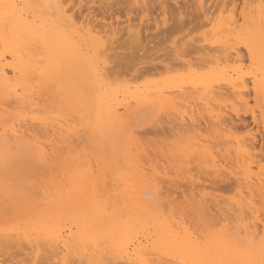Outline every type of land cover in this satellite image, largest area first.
Instances as JSON below:
<instances>
[{
  "label": "rangeland",
  "instance_id": "1",
  "mask_svg": "<svg viewBox=\"0 0 264 264\" xmlns=\"http://www.w3.org/2000/svg\"><path fill=\"white\" fill-rule=\"evenodd\" d=\"M22 3L20 6H23L24 13L29 16V19L37 14L67 32L77 31L80 35L91 36L106 46L111 41L108 39L111 28L114 29L113 26L116 25L118 29L121 27L120 30L117 29L120 32L115 34L116 38L114 37L118 41L114 39L116 42L109 44L113 48L106 51L110 48L107 46L105 51L100 50L93 62L101 67L103 72L108 71L104 73L107 86L119 91L116 100L110 105V114L114 116L116 121L114 123L118 125L106 127L107 119L103 116V128L93 129L94 115L89 117L90 114L87 115V111L85 113L82 110L81 112L87 115L85 120L93 124L89 128L90 122L84 121L85 123L81 124L77 112H60L51 109L45 105L46 102L39 103L43 99H38L39 106L36 105L32 109L28 107L22 109L15 103L9 105L12 109L8 107V110L12 111V115L16 113L9 120L14 123V120L21 118L14 123L15 127L27 129V137H36L37 141L39 140L43 145L45 143L47 148L52 143L59 146L62 153L57 154L58 158H56L57 155L51 156L45 162L36 159L29 162V159L26 163H30L27 165L31 168L23 166L24 163H22L20 165L24 168L15 166V172L6 170L1 174L0 184L9 182V185H0V264H201L206 261L247 264L249 261L258 262L264 250V185L257 184L258 181L264 184V91L255 90L253 80L264 73V42L257 44V54L254 56L248 52L247 41L255 32L252 25L256 24L254 20L257 11L261 9V6L264 9V0H67V2L66 0H25V5ZM164 4L166 13L163 14L161 5ZM175 14L186 19L187 23L182 25L180 22L181 25H176L173 29L164 28V26L172 27L173 24H177L172 22L181 17ZM230 18L233 22H230ZM247 18L248 20L250 18V21ZM168 19L171 20L168 21ZM252 19L253 24H251ZM80 20H85L89 25H84V22L81 23ZM115 20H119L120 23ZM130 20L133 23H130L132 22ZM227 20L233 27L229 25V29L227 28L228 26L225 25ZM245 20L250 22V26ZM110 22L113 26L107 27L106 24ZM143 22L144 24H141ZM124 23L128 25L125 26ZM129 24L133 25L131 29ZM127 26L129 28H126ZM160 28L171 30L164 32ZM132 29L135 31L140 29V36L147 34L144 38L146 41L143 39L141 42L137 38L133 40L135 35L129 34L133 31ZM156 29L163 32H157ZM147 30L151 31L152 35L147 33ZM128 34L130 37L133 34L134 37L132 36L131 39ZM129 41L133 42V45L136 43V48L128 44ZM137 44L141 45L137 47ZM85 50L83 48V51ZM218 50L222 51L217 52ZM2 51L3 48L0 45V52ZM261 67H263L262 71H259ZM237 74L243 76L246 83L242 98L237 97L238 93H234L233 89L226 84L234 80ZM227 78L231 79L227 80ZM206 89L209 90L208 93ZM124 90L125 92L143 90L145 94H151L146 101L138 102L132 98V95L123 93ZM157 91H162L160 97L163 96L164 100L163 97L160 99L156 96L159 95L154 93ZM89 112L91 113L92 110H88ZM192 114L194 118L196 117L195 123L189 119ZM92 117L93 119H90ZM181 117H185V120L182 121ZM42 118L46 120L43 121L44 123L40 122L44 120ZM151 118L155 120L152 121ZM218 120L222 125L217 122ZM46 123L49 125L52 123V125L49 126ZM55 123H59L60 126L56 127ZM43 124L46 127L42 126ZM131 134H133L132 144L135 141L134 145L131 144L133 153L137 149L136 144L139 148H143L141 152L143 157L139 160L141 159L140 163L144 162L141 164L144 166H142L143 169L145 168L144 171L148 174L158 172V175L162 176L156 177L155 184L150 181L153 178L151 174L149 175L151 179H148V174L139 176V179H146L149 182L140 181L138 184L134 183V177H130L131 179L126 177V180V178L113 176V179H108L106 182L107 179L102 177V173L97 175L95 183L99 185L94 184L90 189L94 188L97 192L98 188L99 194H102L100 197L97 192L99 197L95 198L98 202L101 199V205L108 207L106 215H111L112 210L113 213L115 212L114 216L117 214L115 220L118 228L113 237L115 246H112L107 239L102 241L103 237L96 241V243L102 242H98V246L93 244L95 248L89 243L92 249L87 243L77 241H71L67 245L62 237L65 238L69 232H74L77 228L75 221L67 217V211L71 206L73 208L79 206L77 201H74V196L70 194L72 190L69 181L73 171L70 163H73L72 166L85 167L86 158H89L91 163L95 164L92 165V169L97 173L95 150L103 149L104 146L105 151L103 149L102 156L107 158L111 146L121 150L125 136ZM61 136H66L67 139L60 141ZM239 140L247 145L249 168L247 165H242L236 157L234 149ZM68 143L75 147V151L73 147L70 149L73 150L72 155L71 151L68 153L71 146ZM65 144L68 149L64 148V151ZM203 147H207L206 150L216 158L211 160L209 159L211 156L208 155L205 162L206 158L201 156L205 151H199ZM196 149L201 153L200 155ZM84 153L86 158H83ZM71 156H77L78 160L74 161ZM52 157L54 160H51ZM118 158L113 163L99 162V171L109 169L108 178L109 176L111 178L112 173L121 168L131 169V165L125 164L121 157ZM79 160L80 163L77 165ZM34 161L38 164H33ZM214 161L216 166L221 167L218 172L212 169ZM35 164L38 167L43 166L44 169L41 166L35 167ZM59 164L61 167L57 166ZM106 164L108 166L105 167ZM31 165L37 169L34 171ZM58 168H61V171H58ZM66 168L71 173L68 172L69 170L66 171ZM51 169H54V172ZM63 171L66 173L64 174ZM138 173L141 174L139 170ZM57 174L59 177L56 176ZM67 174L69 179L68 176L65 177ZM164 174L169 178L163 177ZM103 183L105 187L101 186ZM88 192L86 197L93 198L92 189ZM141 208H143L142 211ZM170 221L172 223H169ZM45 222L53 226L54 232L51 236L45 235L42 230ZM162 223L169 229L170 235L161 232L158 224ZM29 239L34 243H37V240L42 241L36 244L37 246L31 242L33 244L30 246ZM81 249H84V252L87 249L86 256ZM88 257L89 260H86Z\"/></svg>",
  "mask_w": 264,
  "mask_h": 264
},
{
  "label": "bare ground",
  "instance_id": "2",
  "mask_svg": "<svg viewBox=\"0 0 264 264\" xmlns=\"http://www.w3.org/2000/svg\"><path fill=\"white\" fill-rule=\"evenodd\" d=\"M52 1H58V0H52ZM21 2H23L22 4H24L25 0H0V45L3 48V51L0 52V176H2L1 174L4 173L6 170L15 172L14 171L15 166H17V167L18 166H21L20 164H22V163H24V164H22L23 166L26 165L27 167H30V166L27 165V164L30 165V163H28V162L26 163V161L29 160V159H30L29 162L32 161V159L33 160L36 159V160L45 162L49 157L51 158V156H56L57 154L60 155L62 153V151H61L62 149L59 146L52 145L53 144L52 143L47 148L45 146V143L43 145V143L39 142V140L37 141V138L36 137H34L35 139L32 138V137H30V138L27 137V134H26V130L27 129H21L20 127H15L14 123L18 119L21 120V118L19 117L16 121L14 119H12V120H14V123H12L10 121L11 118H12V116H13L12 115L13 113H12L11 110H8V107L12 109V107H10V106L13 103H15L17 105V107H20L22 109L23 108L25 109V107L26 108L28 107V108L32 109V108H35L36 105H38V102H39L38 99H40V100L43 99L39 103H42L43 102V104H45V102H46L45 105H47L51 109H56V110H58L60 112H62V111L63 112H65V111H71V112H74V113L77 112L76 114L78 115L81 124L82 123H85L84 121H86L85 119L87 118V115L90 114L89 115V117H90L93 114L94 115V123H93L94 125L91 124L92 122L86 121V122H90V123H88L89 128H90L91 125L94 126L93 129L103 128V125H104L103 124V121H102L103 120L102 119L103 116H105V118L107 119L105 121L106 127H107V125L113 126V124H114V126H115L117 124V123L116 124L114 123V122H116L114 116L112 114H110V109H111L110 108V105H111L112 102H114L116 100L117 93L119 91H117V89L111 88L110 86H107V84L105 83L106 80L104 81V78H105L104 77V73L106 71L103 72L102 68L99 67L98 65H95L93 62H94V57L96 55H98L97 53H100V50L101 51H105L106 50L105 47L107 48V46H110L109 44L114 43L113 41H115V40L118 41L117 39H115L116 38L115 36H117L115 34H117L118 30H120L121 27L118 29V28H116V27H118V25L113 26L112 22H110L111 24L108 23L110 26H108V24L105 23L107 25V27H111V25H112L113 28H114V29L111 28V33H110L109 38H108L111 41L108 40L109 42H108V45L106 46L100 40L93 39V38H91V36L89 37V36H86V35H80V34L77 33V31L67 32L63 28H59L58 26H56L54 23L47 22L45 19L41 18L37 14H35V16L34 15L31 16L33 18L29 19V16L24 13V10L25 9L23 8V6L22 5L20 6V3ZM66 2H67V0H66ZM4 3H8L7 4V5H9L8 8H5L7 5L4 4ZM27 4H29V3H27ZM73 5H74V3H73ZM165 6H166L165 4L164 5H161V10L163 11V14L166 13ZM112 7L113 6H111V8ZM260 8L262 10L259 9V11H257L256 18L254 17L255 18V20H254L255 22L254 23H256L255 24L256 26L253 24V19L254 18L251 20L252 21L251 24H253L252 26H254L253 27L254 28L253 30L255 32L251 34V36L249 37V40L247 41V49H248V52H250L251 54H254V56L257 54L256 53V48L258 47L257 44H260V43L264 42V11H263L264 9L262 8V6ZM64 9L65 10H68L66 8H64ZM124 10H128V9H124ZM130 11H131V9H130ZM25 12H27V11H25ZM170 13H171V10H170ZM109 14H110V12H109ZM176 15L177 14H175V16ZM177 16L181 17L180 15H177ZM157 17H155V18H157ZM71 18H72V16H71ZM176 19H178V18H176ZM245 19H246V17H245ZM37 20H39V23H37ZM123 20H125V19H123ZM170 20L168 19V21H170ZM178 20L172 22V23L177 22V24L175 23V24L172 25V23H170V25H172V27L164 26V28H172L173 29V28H176V27H174L176 25H179V24L181 25V23H182V25H184L183 23H185V22L187 23L186 19H184V18L182 19V17L179 18ZM247 20H248V18H247ZM247 20H245V21H247ZM80 21H82L81 23L84 22L83 23L84 25H89V23L86 22L85 20H80ZM115 21H119V20H115ZM130 21H132V20H130ZM228 21L229 20H227L225 22V23H227L225 25H227L228 26L227 28L229 29V25H231V24H228ZM231 21H232V18H230V22ZM248 21H250V18H249ZM248 21H247V23H248ZM119 23H120V21H119ZM130 23H133V21L130 22ZM151 23H153V22H151ZM163 23H165V22L163 21ZM249 23H248V26H250ZM116 24H118V23H116ZM141 24H144V22L141 23ZM91 25L92 24H90V26ZM126 25H128V24H125V26ZM129 26H130V29H131V26H133V25H130L129 24ZM157 26L158 25L156 24V27ZM218 26L220 27V25H217V27ZM103 27H105V25ZM146 27H148V26L146 25ZM159 27H161V26L159 25ZM123 28H125V27L123 26ZM126 28H129V27L127 26ZM164 28H160V29H163L164 32L166 30H168V29L165 30ZM115 29L116 30L118 29V30L116 31ZM160 29H158V30L156 29L157 32L161 31ZM107 30H108V28H107ZM152 30H153V28H152ZM170 30L171 29H169L168 31H170ZM109 31H110V28H109ZM133 31L132 32L130 31V33H129V34L133 33L135 35V38L133 40H137L138 39V41L141 40V42H143L142 40L145 38V35H147V34L143 35L144 36L143 37V36H140V33H139L140 29L139 30H136V31L133 30ZM146 32L148 33L149 31L147 30ZM161 32H163V31H161ZM133 34L131 35V37L129 35V37L131 39H132V36L134 37ZM143 34H144V32H143ZM149 34L152 35L151 31L149 32ZM247 35H250V34H247ZM140 37L141 38L143 37V38L142 39H139ZM229 37H230V35H229ZM127 41H124V42H127ZM144 41H146V40L144 39ZM141 42H137V43H141ZM132 43L133 42H130L129 41L128 44H132ZM140 45H138L137 47H139ZM218 46H219V44H218ZM227 46H229V45H227ZM83 48H84V50L85 49L86 50L83 51ZM112 48L113 47L110 46V48L109 49L107 48L106 51H109ZM133 48H136V43H135V45H133ZM259 48H261V47H259ZM220 49H223V48H220ZM137 50H135V52ZM219 51H222V50H218L217 52H219ZM258 51L259 50H257V52ZM226 53H228V52H226ZM101 55L102 54H100V56ZM227 56H229V55L227 54ZM258 56H259V54H258ZM7 57H8V61H7ZM97 58H98V56H97ZM179 62H181V61H179ZM262 68L263 67H261V70H259V71H262ZM106 73H108V71ZM254 75H255V73H254ZM261 75H262L261 77L254 78V80H253V84H254L255 90H260L259 92L264 91V73H262ZM208 76H210V75H208ZM223 78H221V79H223ZM228 79H231V78H227V80ZM226 84L229 85L233 89L232 91H234V93H236V94L238 93L237 97L242 98L243 93H244L243 90H244V87L246 86V83H245V80L243 79V76L237 74L234 80H230ZM230 87H229V89H230ZM204 88H206V87L204 86ZM212 88H213V85H212ZM154 89H156V88H154ZM208 89H206V91ZM118 90H120V89H118ZM152 90H153V88H152ZM209 90L206 93H208ZM121 91H122V89H121ZM147 91H149V89ZM161 92L162 91H157V92H154V93L155 94H158L159 93V95H156V96H159V98L161 99L163 97V96L160 97L161 94H162ZM123 93H128V94L132 95V98H135V100H137L138 102H144V101H146L148 99V97L150 96V94H151V93L145 94V91H143V90L142 91H137V92H133V91H130V92L127 91V92H125V90H124ZM119 95H121V94L119 93ZM122 95L125 96L124 94H122ZM43 96L45 98H43ZM162 99L164 100V97ZM163 100H162V102H163ZM90 109L92 110V112L94 111V113H92V112L91 113L90 112L88 113V110L91 111ZM82 110H84V112L87 111V115L86 116L84 115V112H81ZM10 112H11V116H9ZM209 112H210V110H209ZM63 114H65V113H63ZM15 115H16V113L14 114V116ZM210 115H212V114H210ZM152 118H154V117H152ZM217 118H219V116ZM32 119H33V117H32ZM42 119H44V120H42ZM42 119H41L42 121H40V120L39 121L40 122L46 121L45 118H42ZM90 119H93V117L90 118ZM181 119L183 121V120H185V117L184 118L181 117ZM189 119L193 123L197 122L196 117L194 118L193 114H192V116H189ZM7 120H8V123L10 122L9 124L6 123ZM35 120H38V119L35 118ZM120 120H118V121H120ZM153 120H155V119H152V121ZM81 121H83V122H81ZM23 122H22V124H23ZM69 122H71V121H69ZM217 122H219V120ZM219 123H221V122H219ZM56 124H57L56 127L60 126L59 123H55L54 125H56ZM46 125H49V124L46 123ZM50 125H52V123ZM220 125H222V123ZM42 126H45V124H43ZM74 126H75V123H74ZM27 127H28V124H27ZM56 127H53V128L56 129ZM31 128H32V126H31ZM103 131L105 132L104 129H103ZM78 132H80V131H78ZM110 132L112 133V131H110ZM128 132H130V131H128ZM52 133H54V131ZM55 133L58 134L57 131ZM93 133H94V131H93ZM99 133L101 134V132H99ZM106 133H108V132H106ZM117 133H118V131L116 132V135H117ZM133 133H135V132H133ZM114 134H115V132H114ZM109 135L108 136L106 135V136L109 137ZM132 135L133 134H131L130 136L129 135L125 136L126 138L124 140V145H123V147H122L121 150L117 149L114 146H111V148L109 149V155L107 156V158H105V157L102 156L103 149L105 151L104 146H103V149L102 148H97L95 150V155L97 156L96 157L97 159L95 158V162L97 161V164H96V167H97L96 168L97 169L96 171H97V173H95L94 170L92 169V165H95V164L94 163L92 164L91 161H90V159L85 157L86 154H87L86 152H85L86 154L84 153L85 155L83 156V158L85 157L87 159L86 162L84 161L86 163L85 164V167H79V166H75V165H74L75 166L74 167V166H72L73 163H70V164H72L71 167H72V170H73L72 171V174H71V177H70V181H69L70 182V187H71V190H72V193H70V194H72V196H74L75 199L74 198H72V199H74V201L76 200L77 201V204H79L80 207L78 205L77 206L79 208L78 207L77 208H75V207L73 208L71 206V207H69V211H67V217L69 216V218H72V220H74L75 223H76L75 226L77 227V228H75L76 229L75 231L73 230L74 232H69V233L67 232L68 235L65 238L62 237L64 239V241L67 243V245H69V243L71 241L72 242L73 241H75V242L77 241V242H81V243H87L89 245V247L92 249V247L95 248V246H93V244L94 245L95 244L97 245L98 242L99 243H102L100 241H98L96 243V241L98 240V238L100 239V237H103L104 240H102V241H105L107 239L112 246H115V243H114L115 240L113 241V237L116 234V231H117L116 228H118V225H116V220H115V217H116L117 214L114 216V213L115 212L113 213V210H112V214L111 215H106V213H107L106 211H107L108 207L101 205V202H102L101 199L99 200L100 202H98V200L96 199L99 196L102 197V194H99V192H98V188H97V192H98L99 196H98L97 192H95L96 189H94V188H91L92 189V192L94 194L93 195V198H87L86 197V193L89 194L88 191L91 190L90 189L91 186L93 187L94 184L96 186L97 182L95 183V178L100 173H102V177L103 178H106L107 179L106 182L108 181V179L109 180L110 179H113V176L118 177V178H120V177L121 178L128 177L129 179H131L130 177H132V178L134 177L135 178V180L133 179L134 183H138L140 181L146 182V183L149 182L146 179H139L138 178L139 176H145L148 173H146V171H144L145 168L143 169L144 166L141 165L144 162L143 163L142 162L140 163V160L141 159L139 160L140 157L141 158L143 157V154H141V152L143 151V148H139V145L137 146V144H136V147H137V149L135 148L136 149L135 150L136 152L134 151V153H133V151H132V150H134L131 147V144H132L131 136ZM58 136H59V134L57 135V137ZM57 137H55V138H57ZM68 137L70 138L69 135H68ZM65 138H66V136H63V137L61 136L60 141H62ZM58 139H59V137H58ZM134 140H135V138H134ZM134 144H135V141H134ZM134 144H132V145H134ZM70 145H71V143L69 144V146ZM72 145L69 147V152L67 150L68 153H70V151H71V155L73 153V150H70V149L74 146V145L73 146ZM65 146L63 145V150H64V148L68 149V146L66 144H65ZM86 146H88V145L86 144ZM73 148H74V151H75V147H73ZM85 148H87V147H85ZM203 149L202 148L199 149V151H202V152L205 151L204 152L205 153V156H203L204 155V153H203V155H201L202 157H205L206 158L209 155V156H211L209 158L211 160H212V158L215 157V156H212L211 155V152H209L208 150H206L207 147L206 148L203 147ZM247 149H248L247 148V145L245 143H241L240 140H239V141H237V146L235 147L234 150H235L237 159L240 162H242V165H247V167L249 168L250 167V160H249V157L247 156ZM196 150H197L198 154L200 155L201 153H199L198 149H196ZM58 155L56 156V158H58ZM118 157H121L122 161L125 164L131 165L132 166L131 169L128 168V167H127L128 169L121 168L117 172L112 173L111 178H110V176L108 178V172H109V169L108 168H107L108 171H101V172L99 171V168H100L99 162H102L103 164H104L105 161L108 162V163L109 162L113 163V161L116 160ZM68 158H70V157H68ZM80 158H82V157H79V159ZM205 158H203V160ZM71 159H73L74 161H77L78 160V157L77 156H75V157H72L71 156ZM207 159L208 158H206V160H204V161L206 162ZM51 160H54L53 157H52ZM68 160L69 159H67L68 166H70ZM118 160H119V158H118ZM215 161L213 162L214 164L212 163L214 165V167L212 165L211 166L213 167L212 168L213 171L218 172L221 167L219 165L216 166ZM34 163H36V162L34 161L33 164ZM79 163H80V160L78 161L77 165ZM36 164H38V163H36ZM36 164H35V167H38V166H36ZM208 165H210V163ZM31 166H32V168L34 167V165H31ZM57 166H60V164L57 165ZM68 166H67V168H69ZM106 166H108V164H106L105 167ZM35 167L33 168L34 171L37 169ZM41 167L43 168V166H41ZM53 167H55V165ZM65 167L66 166H64V168ZM21 168H24V167L21 166ZM50 168H52V167H50ZM67 168L65 169L66 171L69 170ZM104 169L105 168L103 166V170ZM57 170L58 171L59 170L61 171V168L60 169L58 168ZM138 170L141 172V174L138 173ZM52 171L54 172V169ZM52 171H51V173H52ZM63 172H64V174L66 173L65 171H63ZM68 172L71 173L70 170ZM58 174L60 176V173L59 172H58ZM58 174L56 176H58ZM68 174L65 175V177H67ZM150 174H148V179L151 177V176L149 177ZM158 174H159L158 172H154V173L151 174L153 178L150 181L153 182L154 184H155V180H157V178H158L157 176H162V175H158ZM54 176L55 175H53V177ZM165 176H167V175L164 174L163 177H165ZM61 177H63V176H61ZM154 177H155V179H154ZM165 178H169V177H165ZM68 179H69V176H68ZM126 180H127V178H126ZM49 181H51V179ZM53 181H55V180H53ZM102 181L104 182L105 179H103ZM0 183H1V181H0ZM2 183H4V182H2ZM66 183H68V182L66 181ZM104 183L101 186H104L105 187V184ZM118 183H120V182H118ZM6 184L9 185V182L6 183ZM6 184H3V185L4 186H7ZM138 184H140V183H138ZM148 184H151V183H148ZM257 184H259L261 186L264 185L261 181H258ZM0 185H2V184H0ZM97 185H99V184H97ZM106 186H107V183H106ZM97 187H99V186H97ZM126 187H128V186H126ZM143 187H144V185L142 186V188ZM129 188H131V187H129ZM67 192H68V195H69V191H67ZM70 198H71V195L69 197V202H70ZM72 203H73V201H72ZM65 204H66V202H65ZM110 208H109V210H110ZM142 209L143 208H141V211H142ZM143 211H145V210H143ZM149 212H147V213H149ZM152 217H155V216H152ZM62 219H63V217H62ZM116 219H117V217H116ZM153 219L154 218H152V220ZM159 221H161V220H159ZM169 223H172V222L170 221ZM173 224H171V225H173ZM54 225H55V223H54ZM70 226H69V230H71L70 229L71 228ZM158 226L160 227L159 229L161 230L162 233H164L165 235H170L169 229L166 228L165 225H163V223L162 224H158ZM42 230H43L44 234L47 235V236H51V233L54 232L53 226H51L47 222H45V227ZM35 233L36 232H34V234ZM57 233L58 232H56L55 234L58 235ZM28 236L30 237L29 234H28ZM62 238H61V240H62ZM18 239H20V238H18ZM58 239H60V238H58ZM37 241H36L37 243H34V241H31L30 240V243L33 242L36 245V244H39L40 241H42V240H37ZM61 242H60V244H61ZM33 243H31L30 246ZM43 243H45V242H43ZM89 243L92 244V247L90 246L91 244H89ZM48 244L51 245L50 243H48ZM73 244H75V243H73ZM107 244H109V243L107 242ZM62 245L63 244H61V246ZM36 246H32V247L36 248ZM82 248H83V245H82ZM86 248H88V247L86 246ZM191 248H192V246H191ZM83 250H82V252L84 253L83 255L86 256L87 254H85V252L88 253V251H87V249H86L85 252ZM194 251H195V249H194ZM92 252L93 251H91V253ZM99 256H97V257H99ZM86 260H89V257Z\"/></svg>",
  "mask_w": 264,
  "mask_h": 264
},
{
  "label": "snow or ice",
  "instance_id": "3",
  "mask_svg": "<svg viewBox=\"0 0 264 264\" xmlns=\"http://www.w3.org/2000/svg\"><path fill=\"white\" fill-rule=\"evenodd\" d=\"M201 264H228V262H225V261H216V262L206 261V262H201ZM247 264H264V250H262L261 259L258 262L249 261V262H247Z\"/></svg>",
  "mask_w": 264,
  "mask_h": 264
}]
</instances>
